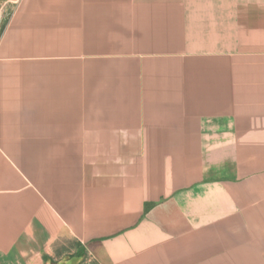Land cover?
I'll return each instance as SVG.
<instances>
[{"label":"crops","instance_id":"crops-1","mask_svg":"<svg viewBox=\"0 0 264 264\" xmlns=\"http://www.w3.org/2000/svg\"><path fill=\"white\" fill-rule=\"evenodd\" d=\"M0 264H264V0H0Z\"/></svg>","mask_w":264,"mask_h":264},{"label":"rangeland","instance_id":"rangeland-1","mask_svg":"<svg viewBox=\"0 0 264 264\" xmlns=\"http://www.w3.org/2000/svg\"><path fill=\"white\" fill-rule=\"evenodd\" d=\"M0 19H1V23L4 22V20L8 19V11L7 10H3L0 14Z\"/></svg>","mask_w":264,"mask_h":264}]
</instances>
